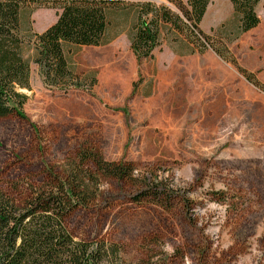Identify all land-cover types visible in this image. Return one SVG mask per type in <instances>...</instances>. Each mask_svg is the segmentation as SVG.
<instances>
[{"label":"rangeland","instance_id":"1","mask_svg":"<svg viewBox=\"0 0 264 264\" xmlns=\"http://www.w3.org/2000/svg\"><path fill=\"white\" fill-rule=\"evenodd\" d=\"M255 13L239 34L230 2L211 0L203 50L160 28L152 58L137 61L134 16L108 11L109 44L65 51L80 89L46 88L31 64L25 119H0L1 187L23 201L49 174H81L94 200L69 230L116 245L124 264H264V0ZM21 15L28 32L56 21L30 4ZM89 155L127 174L110 178Z\"/></svg>","mask_w":264,"mask_h":264},{"label":"trees","instance_id":"2","mask_svg":"<svg viewBox=\"0 0 264 264\" xmlns=\"http://www.w3.org/2000/svg\"><path fill=\"white\" fill-rule=\"evenodd\" d=\"M210 1L187 0L183 4L168 0L174 12L164 5L122 0H0V119H25L27 98L19 91L30 90L31 64L37 66L46 88L63 92L80 89L84 82L67 61L65 51L109 44L108 11L130 10L134 23L127 38L131 52L142 61L151 59L159 47L160 28L184 35L203 50L205 37L199 24ZM228 1L239 34L258 25L255 8L260 0ZM27 4L55 10L56 21L41 33L26 31L21 13ZM88 160L118 181L127 174L123 165L105 164L92 155ZM48 176V182L23 201L0 185V264H124L116 245L101 239H79L69 230L71 215L94 200L93 194L85 197L89 192L85 177L74 173L68 181Z\"/></svg>","mask_w":264,"mask_h":264},{"label":"flooded vegetation","instance_id":"3","mask_svg":"<svg viewBox=\"0 0 264 264\" xmlns=\"http://www.w3.org/2000/svg\"><path fill=\"white\" fill-rule=\"evenodd\" d=\"M262 263H264V260H262Z\"/></svg>","mask_w":264,"mask_h":264},{"label":"crops","instance_id":"4","mask_svg":"<svg viewBox=\"0 0 264 264\" xmlns=\"http://www.w3.org/2000/svg\"><path fill=\"white\" fill-rule=\"evenodd\" d=\"M211 2V1H210Z\"/></svg>","mask_w":264,"mask_h":264}]
</instances>
